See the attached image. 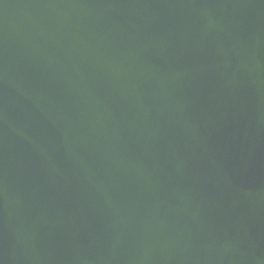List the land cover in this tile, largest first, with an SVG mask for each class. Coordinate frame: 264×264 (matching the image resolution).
Here are the masks:
<instances>
[{"label":"water","instance_id":"95a60500","mask_svg":"<svg viewBox=\"0 0 264 264\" xmlns=\"http://www.w3.org/2000/svg\"><path fill=\"white\" fill-rule=\"evenodd\" d=\"M0 264H264V0H0Z\"/></svg>","mask_w":264,"mask_h":264}]
</instances>
